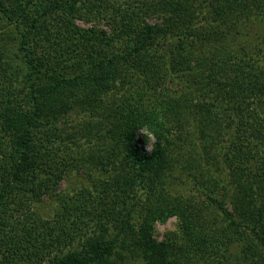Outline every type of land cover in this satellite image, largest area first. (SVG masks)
<instances>
[{
    "label": "trees",
    "instance_id": "obj_1",
    "mask_svg": "<svg viewBox=\"0 0 264 264\" xmlns=\"http://www.w3.org/2000/svg\"><path fill=\"white\" fill-rule=\"evenodd\" d=\"M178 81L183 101L157 94ZM81 110L106 115L116 174L49 219ZM178 145L209 203L152 191L134 220L127 168L153 182ZM0 264H264V0H0Z\"/></svg>",
    "mask_w": 264,
    "mask_h": 264
},
{
    "label": "rangeland",
    "instance_id": "obj_2",
    "mask_svg": "<svg viewBox=\"0 0 264 264\" xmlns=\"http://www.w3.org/2000/svg\"><path fill=\"white\" fill-rule=\"evenodd\" d=\"M123 1V0H121ZM154 20H152L153 22ZM84 25L83 23H81ZM165 88H159V93H163V98H170L172 101L180 99L183 101L181 96L186 91L187 86L181 82L169 83ZM122 96V93L117 95L118 99ZM158 97V96H157ZM161 98L160 96L158 97ZM171 101V102H172ZM105 114L101 111L91 112L88 111H72L66 115L62 122L59 124L60 127L64 126L69 133H73L74 137H70L71 141L77 143V149L82 152L83 157L76 158L73 164L69 167L66 172L65 179L61 182L57 195L50 198H46L42 203L41 213L46 218L55 219L61 206L64 202L68 201L72 197L76 196L83 189L89 188L91 191L97 193L102 189L103 185L110 184L111 179L116 173L112 172L111 166L104 167L101 162V153L109 142L110 132L112 127L107 124L108 120H105ZM107 125V126H106ZM109 126V127H108ZM141 133L148 134L149 140L144 145V149L151 151L152 146L155 142V138L148 133V131L142 128ZM136 140L142 144V138L136 137ZM72 142V143H73ZM180 148V145H178ZM189 146L185 149H178L174 156L173 161L174 168L168 170L164 176L159 179L154 177L153 182L148 179L142 182V179L138 176L139 174L135 171L130 170L127 179L133 178L134 192L130 194L128 200V208L132 209L130 213L133 219H137L145 211V207L149 204L152 191L158 194L162 199L174 200L176 197L181 199H187L192 203H196L202 206V203H209L207 197H210V189H205L202 186V177L195 179V171H191L189 167H184L180 162V154L189 153ZM185 151V152H184ZM98 155V156H97ZM122 159V156H119ZM119 160V168L125 167V163H121ZM117 168V167H116ZM117 170H119L117 168ZM193 172V174H191ZM123 187V186H122ZM206 190H208L206 192ZM157 202H163L164 200H158ZM194 203V204H195ZM248 234L253 235L250 229H245ZM181 235L179 220L177 217L169 218L165 223L157 221L154 228V236L158 241H165L168 239H177ZM242 246L238 245V248L234 247L233 250L238 254Z\"/></svg>",
    "mask_w": 264,
    "mask_h": 264
}]
</instances>
